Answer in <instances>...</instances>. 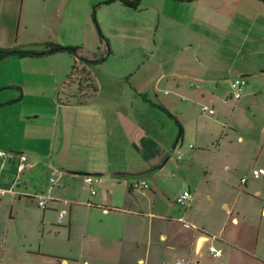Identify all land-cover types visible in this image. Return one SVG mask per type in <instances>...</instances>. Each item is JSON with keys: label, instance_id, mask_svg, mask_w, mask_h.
Returning <instances> with one entry per match:
<instances>
[{"label": "crops", "instance_id": "crops-1", "mask_svg": "<svg viewBox=\"0 0 264 264\" xmlns=\"http://www.w3.org/2000/svg\"><path fill=\"white\" fill-rule=\"evenodd\" d=\"M128 1L132 6L135 0ZM177 1L197 2L193 19L216 26L203 16L215 12L199 1ZM256 1L264 14V0ZM234 17L254 23L243 13ZM13 32V24L0 19L1 40L8 46L17 43L18 31ZM189 47L185 43L180 51ZM83 54L77 48L75 55ZM97 58L90 59L99 61L102 55ZM185 73L189 76L176 75L172 93L165 92L162 100L155 94L162 75L155 85H130V93L123 85L111 96L94 88L89 97L71 88L63 100L55 93L67 85H52L46 94L38 92L42 85L4 84L0 76V150L6 154L0 158V191H5L0 197V264H174L178 259L264 264V178L251 176L254 169L264 168V145H243L240 137L211 150L189 144L174 161L170 151L183 130L175 139L167 122L172 118L180 126L185 111L214 90L210 77ZM188 77L203 84L186 85ZM258 86L242 85V94ZM19 156L26 157L20 175ZM145 171L139 177L121 174ZM85 177L92 178L91 186ZM141 182L148 188H135ZM186 191L192 199L176 205L175 198ZM38 197L47 200L46 209L38 207ZM61 211L66 216L59 223ZM210 247L220 256L213 257Z\"/></svg>", "mask_w": 264, "mask_h": 264}, {"label": "rangeland", "instance_id": "rangeland-1", "mask_svg": "<svg viewBox=\"0 0 264 264\" xmlns=\"http://www.w3.org/2000/svg\"><path fill=\"white\" fill-rule=\"evenodd\" d=\"M197 1L215 12V16H203L216 26L193 19L197 2L138 0L133 7L127 5L128 0H0V19L13 24V36L18 31L17 43L11 46L1 40L2 32L0 49L47 43L78 48L84 53L76 56L57 52L20 60L6 55L0 60L2 82L42 85L44 89L38 92L46 94L52 85H67L55 93L57 99L63 100L71 88L75 92L81 88L84 96H94L93 88L96 93L111 96L123 85L129 93L130 85H155L162 75L161 87L155 91L158 100H162L165 92L172 93L176 75L187 77L185 70L199 71L210 77L214 90L208 98L191 106L192 111H185L180 126L172 118L167 122L175 139L180 127L183 130L176 149L170 151L174 161L177 155L183 157L180 152L184 153L189 144L195 150H211L219 144H233L240 137L243 145H264V14L258 10L261 3ZM237 13L254 18V23L239 22L234 17ZM185 43L192 47L182 52ZM207 51L213 52L212 56L207 57ZM93 57L97 59L91 60ZM235 79L242 80L243 87L260 86L246 90L236 103L228 99ZM185 83L203 84L192 77L186 78ZM76 99L79 98L73 95ZM204 106L215 115L202 112Z\"/></svg>", "mask_w": 264, "mask_h": 264}, {"label": "built area", "instance_id": "built-area-1", "mask_svg": "<svg viewBox=\"0 0 264 264\" xmlns=\"http://www.w3.org/2000/svg\"><path fill=\"white\" fill-rule=\"evenodd\" d=\"M242 85H243V81L236 79L234 80L231 85H230V99L233 101H238L241 98L242 95ZM203 112H207L209 115L214 114V111L212 109L203 107L202 108ZM190 148H192L190 146ZM6 156V154L4 152H2L0 150V158H4ZM178 159L180 160L181 157H178ZM25 163H26V157L25 156H19L18 159V165H17V169H18V173L19 175L23 172L24 168H25ZM55 171H52L50 173V178H49V182L50 184H55ZM251 176L255 179H259V178H264V168H259V169H254L253 171H251ZM19 178V176H17V179ZM84 182L87 186H91L93 180L91 177H85L84 178ZM241 184L244 185L246 182V179L243 178L241 179ZM135 188L137 189H147L148 186L146 183L141 182V183H137L135 184ZM92 194H94V191H91ZM5 194V191H0V197L3 196ZM192 199V194L188 191L183 192L182 194L178 195L175 198V204L176 205H184L187 202H189ZM66 203V202H65ZM37 205L40 209H46V205H47V200L44 199L43 197H38L37 198ZM66 216V212L65 211H61L58 215V222L61 223L63 218ZM186 226H188L186 224ZM196 229V228H195ZM210 253L213 257H219L220 256V251L215 249L214 247H210ZM174 264H189V260L188 259H178L176 260V262Z\"/></svg>", "mask_w": 264, "mask_h": 264}, {"label": "trees", "instance_id": "trees-1", "mask_svg": "<svg viewBox=\"0 0 264 264\" xmlns=\"http://www.w3.org/2000/svg\"><path fill=\"white\" fill-rule=\"evenodd\" d=\"M129 2V1H128ZM137 0H135L134 2H132V6H134L136 4ZM32 46V47H31ZM36 47V48H35ZM39 47V49L37 48ZM59 46L57 45H52V44H38V45H29L28 48H26L25 50H19L17 48L15 49H9V50H3L0 49V59L3 58L6 55H17L19 57H26V56H32V53H35L34 50H43V49H49L52 50L54 48H58ZM59 52H65L68 53L69 55H73L72 53L68 52L67 50L64 51H59ZM85 62H88L87 58L83 59ZM83 91L81 88L76 90V93ZM92 91L95 92V89L93 88Z\"/></svg>", "mask_w": 264, "mask_h": 264}, {"label": "water", "instance_id": "water-1", "mask_svg": "<svg viewBox=\"0 0 264 264\" xmlns=\"http://www.w3.org/2000/svg\"><path fill=\"white\" fill-rule=\"evenodd\" d=\"M64 50H67L68 52L73 53V54H77V49H75V48L58 47V48H54V49L46 51V52L32 53V55H34V56H42V55H45V54L56 53L58 51H64ZM174 149H175V145L172 147V150H174ZM147 172L148 171H145V172H142V173H135V174L134 173H121V174L129 176V177H139V176H143Z\"/></svg>", "mask_w": 264, "mask_h": 264}]
</instances>
